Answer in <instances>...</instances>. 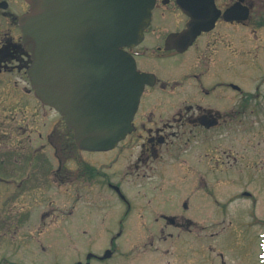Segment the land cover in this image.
I'll return each instance as SVG.
<instances>
[{
  "label": "flooded vegetation",
  "instance_id": "obj_1",
  "mask_svg": "<svg viewBox=\"0 0 264 264\" xmlns=\"http://www.w3.org/2000/svg\"><path fill=\"white\" fill-rule=\"evenodd\" d=\"M177 1L183 0H155L142 42L126 48L137 70L150 76L131 132L114 149L102 152L80 151L70 142L55 143L61 128L57 117L46 134L51 155L46 157L48 164L42 165L43 170L48 168L46 172L54 177L66 174L71 181L94 184V193L109 201L106 205L119 204L118 230L108 239L112 230H103L108 234L106 241L98 238L88 245H77L70 239L68 245L58 247L54 236L35 240L22 245L27 260L61 264L60 258L69 250L66 259L73 260L72 264H162L153 258H123L125 253L121 254L118 243L125 228L159 232L161 241L176 237L180 246L193 242L213 250L211 241L219 242V217L233 215L230 204L247 195L251 142L244 136L250 131L251 120L259 119L258 124L264 125V0H211V14L216 17L192 41L170 40L173 34L186 30L191 20ZM189 2H194L200 13L197 17L207 23L210 18L202 16V3L210 0H184ZM0 14L7 24L17 25L10 13ZM28 61L21 35L0 33V132L12 141V149L7 141L5 145L12 152L10 156L25 147L21 138L26 134V101L35 104L36 117L39 108L50 109L33 96L27 80L12 79L13 74L26 76ZM38 133L42 140V133ZM66 133L62 138L68 139ZM261 148L264 168V146ZM74 150L91 157L97 165H83L80 176H70L74 172L66 168L60 173L59 153L74 154ZM64 157L67 160L70 156ZM33 162L25 164L18 175L4 172L6 180L31 182ZM0 165L6 169L11 164L0 159ZM236 183L242 185V191L234 192ZM109 209L99 211L101 218H94L96 225H110ZM44 217L41 213L38 219L43 221ZM131 218H135L133 225ZM27 220L32 221L34 230L42 225L36 226L33 216ZM246 226L242 222L244 232ZM233 228V221H228L221 231L229 236ZM66 231L75 232L74 228ZM129 242L130 247H136L139 240ZM18 250L20 247H15L10 255H17ZM205 262L225 264L222 253Z\"/></svg>",
  "mask_w": 264,
  "mask_h": 264
},
{
  "label": "rangeland",
  "instance_id": "obj_2",
  "mask_svg": "<svg viewBox=\"0 0 264 264\" xmlns=\"http://www.w3.org/2000/svg\"><path fill=\"white\" fill-rule=\"evenodd\" d=\"M5 1L9 3L7 13H11L15 19L27 11L28 6L22 0ZM6 21L0 14V33L4 31L18 33L15 24H7ZM13 75L12 79L27 80L24 73ZM26 105V134L22 136L25 139L21 138V143L25 147L18 148L12 156L8 155L12 152L6 149V141L10 149H12V141L0 132V159H4L6 164H11L6 169L0 165V178H2L0 179V264H36L38 260L26 259L22 245L28 246L32 241L47 239L49 236L56 237L59 241L58 247L68 245L70 239L77 245L92 244L98 238L101 241H106L104 238L108 234L104 233L103 230H112V234L106 237L107 239L110 238L118 230L116 218L121 214L118 213L120 211L119 204L106 205L109 201L94 193V184L84 185L82 180L78 179L71 181L67 177L69 175L66 174H59V176L54 177L51 172H46L48 168L43 170L42 165L45 167L48 164L46 157L51 155L48 147L50 142L46 140V134L49 133L55 117L59 118L58 126H61L58 131L59 140L56 139V135L55 143L60 144V137L62 139L66 130L62 126L63 122L62 124L60 122L62 119L52 110L39 108L36 117L33 111L35 104L28 100ZM259 122H261L259 119L251 120L250 131L244 136L251 142L250 180L248 185H245V191H248L251 197L235 200L230 206L234 214L219 217V224H221L218 230L219 242L215 244L214 241H211L213 250H208L205 246H199L193 242L185 247L180 246L176 237L174 239L168 238L164 242L161 241L159 232L136 231L125 228L124 235L118 243L123 250L121 254L124 255L125 253L123 258L128 257V261L133 257H145L144 260H152L153 258L162 264H197L198 261L200 264H209V262H205L208 258L209 260L215 259L219 253H222L225 264H259L258 255L261 251L259 235L264 234V168L261 162L263 153L261 146H264L262 143L264 125L260 126ZM38 132L42 133V140L39 139ZM236 137L240 139L241 136ZM14 140L15 138H13V147L15 148L17 143ZM71 154L59 153V167L62 168L60 173L66 168L74 172L70 176H80L83 165H97V162H94L91 157L84 153L80 154L74 150V154ZM64 156L68 159L66 160ZM73 156L75 157L74 160L70 161L69 159H73ZM30 162L34 164L32 169L34 179L31 182L24 181L19 184L6 180L8 179L4 176L6 173L12 171V176L18 175L24 169V165L28 166ZM25 170L27 169L25 168ZM75 188H77V192L74 191ZM238 191H242V185L236 183L234 192ZM109 206L111 207L109 211L112 212L110 214L112 219L107 223L110 225H96L94 218L96 220L101 218L99 211L104 208L107 209ZM41 213L45 215L43 221L38 219ZM69 213H71L70 216ZM31 216L36 218V226L42 224L37 230H34L32 221L27 220ZM129 221L133 225L135 218H131ZM228 221H233L234 225L229 236L226 231H221V227L226 226ZM244 221L248 224L245 232L242 229V222ZM57 225H59L58 230L51 232L52 228ZM68 228H74L75 232H70V234L66 231ZM221 236L223 237L221 238ZM136 238L139 240L138 245L130 247L131 242L129 240L135 241ZM152 238L154 240H151ZM15 247H20L21 250H18L15 256L14 253L10 255ZM68 252L70 251L67 250ZM67 253L64 254L63 258H60L61 264L73 263V260L66 259L68 258Z\"/></svg>",
  "mask_w": 264,
  "mask_h": 264
},
{
  "label": "water",
  "instance_id": "obj_3",
  "mask_svg": "<svg viewBox=\"0 0 264 264\" xmlns=\"http://www.w3.org/2000/svg\"><path fill=\"white\" fill-rule=\"evenodd\" d=\"M24 1L19 27L35 97L64 117L79 149H112L130 132L146 82L122 48L141 41L154 0ZM205 23L194 15L184 37Z\"/></svg>",
  "mask_w": 264,
  "mask_h": 264
}]
</instances>
